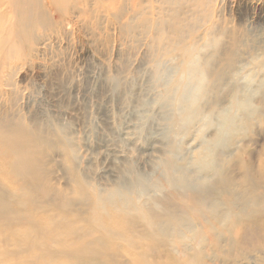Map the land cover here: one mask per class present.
Returning <instances> with one entry per match:
<instances>
[{
	"label": "rangeland",
	"instance_id": "374dc122",
	"mask_svg": "<svg viewBox=\"0 0 264 264\" xmlns=\"http://www.w3.org/2000/svg\"><path fill=\"white\" fill-rule=\"evenodd\" d=\"M13 3L0 0V8H13ZM21 3L28 8L40 4L49 22L30 30L33 37L25 43L0 37V122L14 116L49 139L40 159L50 184L70 193L68 173L74 168L86 188L94 187L106 197L120 189L122 175L131 169L128 177H138L140 187H146L133 196L135 200L161 213L168 199L181 214L183 227L193 225L192 231L186 227L172 237L175 246L168 254L181 262L195 252L202 264H211V255L222 246L235 255L228 231L242 216L225 220L230 208L222 198V203L202 210L201 220L185 202L193 192L211 189L224 173L235 183L248 173L255 186L264 187L259 181L264 159V59L247 60L250 67L243 71L236 59L216 82L210 76V56L217 50L210 40L219 32L214 30H220L227 18L237 25L242 11L254 36L260 27L252 8L237 11L230 2L210 8V0ZM254 63H259L256 68ZM168 160L174 166L176 188L161 182ZM249 205L246 214L257 210ZM215 217L219 225L213 224ZM166 232L172 234L170 228ZM220 260L225 261L222 255Z\"/></svg>",
	"mask_w": 264,
	"mask_h": 264
},
{
	"label": "bare ground",
	"instance_id": "6f19581e",
	"mask_svg": "<svg viewBox=\"0 0 264 264\" xmlns=\"http://www.w3.org/2000/svg\"><path fill=\"white\" fill-rule=\"evenodd\" d=\"M11 1H14L13 8H0V37L9 35L19 43L30 41L33 37L30 30L34 31L41 23L49 22L46 10L41 8L40 4L34 8H28L22 5L21 0ZM229 2L234 4L237 11L241 8H250V10L252 8L253 19L259 21L256 25L260 27V30L258 29L260 33L258 31L259 34L255 32L254 36L251 35L242 11H239L238 20L235 21H238L237 25L228 23L229 18H227L226 23L219 26L220 30L213 29L214 32L219 31L218 35L214 34V38L210 40L217 47L215 53L210 56V76L215 82L228 66L232 67L236 59L242 71L243 68L250 67L247 60L264 59V0H222L221 2L210 0V8H224V5ZM220 14L215 18L220 17ZM257 64L259 63H254L252 67ZM263 67L261 66L262 69ZM187 92L181 93L182 96H186ZM185 98L183 96V99ZM188 117H192L191 113ZM177 123L174 124L175 127ZM49 146V139L40 130L28 129L14 116L1 120L0 264H18L17 262L23 264H202L200 255L195 252L192 255L185 253L189 259L185 258L184 262H179V259L168 254L175 246L172 237L186 227L187 230L192 231L193 225L185 224L186 226L183 227L181 214L166 197L168 202L164 204V209L161 206L163 209L161 213L156 212L148 204L135 200L133 196L143 193L146 187H140L138 177L135 178L134 175V178L132 177L136 183L128 177L133 174L130 172L131 169L124 171L125 174L123 173V178L121 177L123 182L120 179L122 182L120 189L108 192V195L105 194L106 197L102 193H97L94 187L86 188L85 180L81 178L83 176L78 175L74 168L73 170L71 168L68 173L69 179L67 178L69 180L67 183L69 182L72 186L70 193L66 190H58L57 186L54 185L55 188L53 183L50 184V179L47 180L44 163L42 164L44 159H40V154ZM210 161L217 164L218 159L211 157ZM212 163L210 167L214 168ZM165 167H162L163 175L159 176L161 182L163 180L170 187L176 188L173 164L169 161L167 168ZM259 171L261 176L259 181L264 185V159L260 162ZM224 174L219 175L220 179L217 178L218 181L211 185L213 186L210 187L211 189L191 193L192 196L186 200L185 207L190 212L194 210V216L197 214L202 220V210L210 208V205L219 203L224 198L225 205L230 208L225 215V220L242 216L228 231L230 241L236 249V253L233 252L235 255L232 256L231 251L225 250L226 248L222 246L221 252L214 251L211 255V264H264V187L260 190L258 186H255V182L248 173L243 175L240 183H235L229 175L224 176ZM145 175L142 174V176ZM159 177L158 180H160ZM131 184H133L132 187ZM152 184L154 185V182ZM142 185L144 186L143 183ZM249 204L255 205L257 210L246 214ZM237 210L240 211L237 212L240 216H235ZM86 215L87 217H84ZM213 220L215 225L221 223L218 217ZM207 221H210V217ZM169 228L172 234L166 232ZM215 240L217 243L214 248L217 249L218 239ZM220 255L225 261L220 260Z\"/></svg>",
	"mask_w": 264,
	"mask_h": 264
}]
</instances>
